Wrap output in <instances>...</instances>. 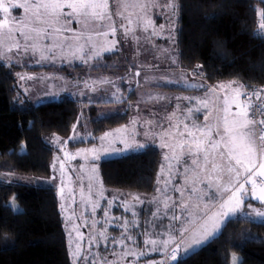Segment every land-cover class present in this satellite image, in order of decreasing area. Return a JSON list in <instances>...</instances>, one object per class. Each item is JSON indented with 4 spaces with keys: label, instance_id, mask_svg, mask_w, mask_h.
Here are the masks:
<instances>
[{
    "label": "rangeland",
    "instance_id": "obj_1",
    "mask_svg": "<svg viewBox=\"0 0 264 264\" xmlns=\"http://www.w3.org/2000/svg\"><path fill=\"white\" fill-rule=\"evenodd\" d=\"M178 19L177 0H0V59L32 103L50 101L58 92L79 101L95 93L97 108L98 89L124 80L137 87L127 122L96 143H87L89 120L80 114L68 137L50 124V177L67 169L76 173L78 189L0 172V182L58 194L73 264H173L217 235L231 217L264 222V183L254 180H264V142L256 139L251 100L245 87L241 94L224 89L225 83L209 84L200 66L175 68ZM112 52L115 58L106 60ZM131 91H124L126 101ZM106 100L96 117L114 114L117 104ZM148 147L160 154L152 191L103 184L102 160ZM9 204L20 209L13 199ZM108 232L114 243L100 253L94 233L103 238ZM237 260L233 255L232 264Z\"/></svg>",
    "mask_w": 264,
    "mask_h": 264
},
{
    "label": "trees",
    "instance_id": "obj_2",
    "mask_svg": "<svg viewBox=\"0 0 264 264\" xmlns=\"http://www.w3.org/2000/svg\"><path fill=\"white\" fill-rule=\"evenodd\" d=\"M177 4L180 67L192 71L200 66L209 84L236 80L245 89L264 86V38L258 18L261 14L264 20V0H177ZM133 70L129 68L132 75ZM133 84L124 80L119 87L133 90L132 97ZM94 97L92 93L79 101L63 94L50 101V118L44 117L22 95L12 68L0 59V172L51 178L54 151L48 136L55 132L50 124L68 137L78 115L87 117L91 129L87 143L93 144L105 131L127 122L130 108L124 95L121 111L101 118L96 117L99 107L92 105ZM159 163L158 149L148 147L102 160L99 174L107 187L150 192ZM10 199L19 210L9 204ZM233 255L238 257L236 264H264V222L231 217L217 235L173 264H232ZM0 264H73L57 193L0 182Z\"/></svg>",
    "mask_w": 264,
    "mask_h": 264
},
{
    "label": "crops",
    "instance_id": "obj_3",
    "mask_svg": "<svg viewBox=\"0 0 264 264\" xmlns=\"http://www.w3.org/2000/svg\"><path fill=\"white\" fill-rule=\"evenodd\" d=\"M52 3V2H51ZM175 68H179V69H177V70H180V71H189V70H185V69H181L178 65H176L175 66ZM145 71H147V70H145V69H143V71L141 72V74H140V76L141 75H143L144 73H145ZM112 83V82H111ZM219 83V84H218ZM220 83H225L224 85V89H226V87L227 86H229L230 88H232V90L233 91H236V92H239V93H241L242 94V89H243V87H244V84L243 83H241V82H233V81H228V80H225V81H219V82H217V83H215V84H218V85H221ZM137 88V87H136ZM135 88V89H136ZM118 89L120 90V92L121 91H123V94L121 95V96H123L124 95V91H126V88H122V87H116L113 83H112V87L108 90H105V89H98V91L96 92V96H97V101L99 100V104H98V106H99V109L101 108V106H102V104H101V101L105 98V99H107L106 101L107 102H109L110 104H117V106L114 108H111V109H114L115 110V112H117V111H119L120 110V108L121 107H119L120 105H121V101H119L120 100V94H119V96H117V91H118ZM130 90V89H129ZM59 92L57 93V95L56 96H54V97H52L51 99H50V101H52L54 98H56V97H59ZM95 94V93H94ZM243 96V95H242ZM210 98H211V96H210ZM123 98H121V100H122ZM41 101L43 102V99L42 100H40V104L38 103V104H35L36 105V107L39 109V111L40 112H42V114H43V116L44 117H49L50 118V115H49V99H48V101L46 100L45 101V103L43 102V103H41ZM132 101V102H131ZM136 95H135V92H134V94H133V96H132V98H131V100H129L128 101V107L130 108L129 109V111L130 110H135V108H136ZM118 104H119V106H118ZM98 106H97V108H98ZM210 106H211V104H210ZM209 106V107H210ZM103 109V108H102ZM105 109V108H104ZM246 112H247V115H248V107H247V103H246ZM105 111H107L106 109H105ZM114 112V113H115ZM105 114V113H104ZM108 115V114H107ZM249 117V116H248ZM98 217H101V215L100 216H98ZM97 217V219L95 220V222L97 221V220H99L100 221V219ZM80 219V218H79ZM82 219H80V221H81ZM83 220H86V219H83ZM100 224V223H99ZM99 227H100V225H99ZM111 227V226H110ZM111 229V228H110ZM114 229V227L111 229V231ZM110 231V232H111ZM94 235H95V240H96V246H98V252H100V253H102L103 251H102V249H104V247H103V245H107V244H110V243H114V237H115V235L114 234H112V233H106V236L105 237H100L99 235H97L96 233H94ZM173 247V246H172ZM172 247H170V248H172ZM170 248H168V250L170 249ZM168 250H166V251H168ZM179 250V249H178ZM102 251V252H101ZM165 251V252H166ZM180 251V250H179ZM165 252L163 253V255L165 254Z\"/></svg>",
    "mask_w": 264,
    "mask_h": 264
},
{
    "label": "built area",
    "instance_id": "obj_4",
    "mask_svg": "<svg viewBox=\"0 0 264 264\" xmlns=\"http://www.w3.org/2000/svg\"><path fill=\"white\" fill-rule=\"evenodd\" d=\"M262 23V22H259ZM260 33L262 36H264V27H262V24H260ZM246 90V95L249 96V99L251 100V113H252V118L255 121V133H256V139L259 142H264V103L263 102V94H264V86L256 87V88H250V89H245ZM60 178H65V182H62ZM254 180L257 182L264 183V180L260 176H254ZM77 181V176L76 173L69 172L66 169V172L61 173L60 176H56L54 179L48 178L44 180V183L47 186L50 187H55L56 189L63 188L62 190L64 191H70L72 186H77L76 184ZM69 189V190H68ZM78 189V186H77ZM71 192V191H70ZM171 258L173 260L176 259L175 252L177 253L176 250H173Z\"/></svg>",
    "mask_w": 264,
    "mask_h": 264
},
{
    "label": "bare ground",
    "instance_id": "obj_5",
    "mask_svg": "<svg viewBox=\"0 0 264 264\" xmlns=\"http://www.w3.org/2000/svg\"><path fill=\"white\" fill-rule=\"evenodd\" d=\"M37 108V107H36ZM38 109V108H37ZM42 113V112H41Z\"/></svg>",
    "mask_w": 264,
    "mask_h": 264
}]
</instances>
